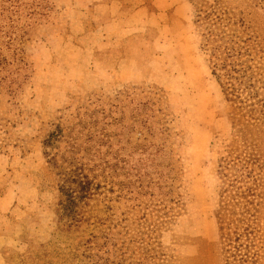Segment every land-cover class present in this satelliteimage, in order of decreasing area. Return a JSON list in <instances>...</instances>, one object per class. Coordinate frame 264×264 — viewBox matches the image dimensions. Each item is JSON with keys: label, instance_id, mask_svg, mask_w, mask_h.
<instances>
[{"label": "rangeland", "instance_id": "rangeland-1", "mask_svg": "<svg viewBox=\"0 0 264 264\" xmlns=\"http://www.w3.org/2000/svg\"><path fill=\"white\" fill-rule=\"evenodd\" d=\"M71 1L0 0V264H83L53 232L56 178L41 142L57 126L59 152L75 139L108 189L128 184L106 196L149 243L136 264H221L218 161L232 130L195 21L220 1L264 71V0H149V31L119 36ZM259 225L264 239V202Z\"/></svg>", "mask_w": 264, "mask_h": 264}, {"label": "trees", "instance_id": "trees-1", "mask_svg": "<svg viewBox=\"0 0 264 264\" xmlns=\"http://www.w3.org/2000/svg\"><path fill=\"white\" fill-rule=\"evenodd\" d=\"M196 16L195 22L204 26L202 47L209 53L211 75L228 105L232 130L227 155L218 161L223 180L214 212L218 256L221 264H264V239L259 235L264 202V71L254 64L255 48L240 31L241 21L235 22L220 1ZM6 65L0 54V73ZM62 138L57 126L41 142L45 163L56 178L55 242L83 264H136V253L149 258L143 234H136L138 241L132 239L124 226L128 213L115 217L110 203L116 200L106 196L121 197L123 190L129 192L128 184L108 189L112 182L96 173L98 166L92 160L80 156L75 139L66 153L59 152Z\"/></svg>", "mask_w": 264, "mask_h": 264}, {"label": "crops", "instance_id": "crops-1", "mask_svg": "<svg viewBox=\"0 0 264 264\" xmlns=\"http://www.w3.org/2000/svg\"><path fill=\"white\" fill-rule=\"evenodd\" d=\"M54 2L60 9H68L72 3L71 0ZM73 3L85 10L81 13L82 17L94 11L97 16L92 19L103 21L101 28L103 32H107V36L133 35L149 31V0H73Z\"/></svg>", "mask_w": 264, "mask_h": 264}]
</instances>
